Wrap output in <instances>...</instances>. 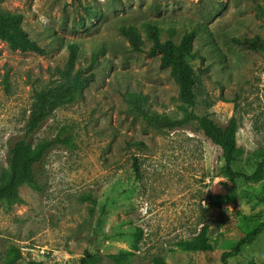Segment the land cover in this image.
<instances>
[{
	"label": "rangeland",
	"instance_id": "rangeland-1",
	"mask_svg": "<svg viewBox=\"0 0 264 264\" xmlns=\"http://www.w3.org/2000/svg\"><path fill=\"white\" fill-rule=\"evenodd\" d=\"M86 9L96 15L89 18ZM0 10L21 12L28 35L46 50H13L0 40V174L7 141L22 133L33 91L61 80L57 68L68 57L62 39L81 41L75 69L93 73L35 134V140L48 139L66 126L72 145L42 158L35 169L38 189L23 183L19 201L0 203V264H26L12 259V247L44 264H78L88 252L104 257L121 251L130 253L131 264H151L156 255L167 264H264V229L223 258L264 221V167L255 179L229 174L220 148L195 122L155 129L132 109L138 98L150 112L174 119L193 110L224 124L234 115L232 169L252 174L264 154V49L240 47L229 38L264 39V0H0ZM147 19H198L211 31L214 47L203 37L193 45L204 57L190 59L199 78L194 108L175 98L177 85L159 56L147 54L146 35L144 52H135L120 32L121 25ZM55 35L61 43L51 42ZM166 37L163 32L161 39ZM137 140L143 146L131 144ZM208 195L221 200L210 204ZM202 227L209 251L186 244Z\"/></svg>",
	"mask_w": 264,
	"mask_h": 264
},
{
	"label": "trees",
	"instance_id": "trees-1",
	"mask_svg": "<svg viewBox=\"0 0 264 264\" xmlns=\"http://www.w3.org/2000/svg\"><path fill=\"white\" fill-rule=\"evenodd\" d=\"M220 4V3H218ZM89 18L96 14L92 9H86ZM82 22V21H81ZM180 27V28H179ZM120 32L124 34L129 42L132 51L144 52V42L146 35L150 42L147 49L148 55H158L160 67L168 69L170 77L177 85L175 98L186 104L190 108L198 105L199 78L190 63V59H200L204 57L193 48L197 37H203V41L210 47L215 44L211 31L205 22L199 21H166L159 19L142 20L139 25L129 23L121 25ZM165 32L168 37L161 39V34ZM178 33V40L173 36ZM62 37L52 36L51 42L61 43ZM0 40L4 41L10 49L29 50L39 54H45L46 50L37 40L31 38L23 26V15L21 12H9L0 10ZM229 40L232 44L253 50L264 49V39L259 35L237 37L231 35ZM62 44L68 50V57L63 68H57L60 75V82L52 87H44L33 91L32 103L29 114L26 118L22 133L7 141L6 168L0 174V203L2 201H19L18 188L26 183L34 189H38L35 179V169L42 158L57 146H71L73 139L68 127L61 126L55 135L40 141L35 140L36 132L41 128L51 113L58 107L68 103L76 93L86 87L93 80V73L82 75V68L75 69L78 57L83 52L81 41L62 39ZM98 52L92 53L90 57V67L98 60ZM132 99L134 95L130 94ZM132 109L138 118H141L148 126L155 129L173 130L182 127L190 122H195L198 130L217 145L221 150L220 159L223 161L224 170L232 175L241 176L246 179H255L262 173L264 167L263 159L250 175L234 171L232 163L237 152L235 135L237 131V119L231 115L224 124H219L211 115L204 112L196 114L193 110L187 111L184 117L179 119L170 118L166 115L150 112L144 108L138 98H134ZM135 146H143L142 141L131 143ZM132 166L136 175H140V162L138 157L132 158ZM210 204L219 203V195H208ZM97 226L101 219H98ZM264 229V221L258 222L256 227L244 238L240 239L233 249L223 254L232 256L238 252L241 245L249 243ZM188 246L198 248L201 251H209L210 245L205 240V228L202 227L196 240L186 243ZM13 257L16 262L26 264H44L22 255L20 250L12 247ZM108 261L111 264H131L130 253L121 251L108 253L104 257L100 253H85L78 264H102ZM144 264V263H142ZM151 264H167L165 258L156 255L152 258Z\"/></svg>",
	"mask_w": 264,
	"mask_h": 264
}]
</instances>
